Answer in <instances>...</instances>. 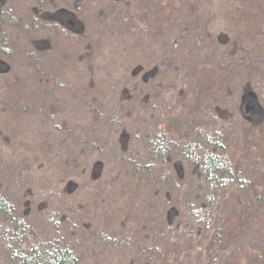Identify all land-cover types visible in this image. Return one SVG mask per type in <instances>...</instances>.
Here are the masks:
<instances>
[{
  "label": "trees",
  "instance_id": "trees-1",
  "mask_svg": "<svg viewBox=\"0 0 264 264\" xmlns=\"http://www.w3.org/2000/svg\"><path fill=\"white\" fill-rule=\"evenodd\" d=\"M33 1L23 19L0 0V99L7 91L19 99L0 102V264H175L204 236L214 264H264L248 237L264 230V186L253 181L264 176V47L233 39L213 0L204 16L179 0H96L91 22H82L78 5L95 0H75L73 11ZM192 31L204 38L201 61L216 68L218 87L206 91L212 104L190 99L159 123L154 117L191 85L182 81L189 73L176 65L179 56L167 70L171 60L157 50L173 49ZM99 45L108 63L101 73ZM137 47L139 64L130 66ZM141 50L154 55L142 59ZM50 59L61 95L46 78ZM80 69L90 75L86 95L68 82L83 76ZM119 85L118 97L106 100V86ZM38 100L45 104L31 105ZM28 103L29 121L15 129ZM229 137L243 139L239 150ZM225 204L235 206V221L217 216Z\"/></svg>",
  "mask_w": 264,
  "mask_h": 264
},
{
  "label": "rangeland",
  "instance_id": "rangeland-1",
  "mask_svg": "<svg viewBox=\"0 0 264 264\" xmlns=\"http://www.w3.org/2000/svg\"><path fill=\"white\" fill-rule=\"evenodd\" d=\"M75 0H47L45 2H39L41 3V8H42V3L44 4L43 8L44 9H49L51 8L49 11L53 10L55 7H59L61 9H67L70 11L74 10V7L76 4H74ZM87 1V0H86ZM127 0H120V2H126ZM133 2H139L138 0ZM203 2L200 3L199 0H179V4H182L181 7L185 8V9H194V6L196 8L200 9V13L203 14H208L210 13V7L211 5H209V3L206 0H202ZM12 3L13 7L16 11V17L17 18H25V17H29L30 14L32 15V13H34V1L33 0H9V4ZM211 3L212 4V8L215 10V15L217 16V19L219 21V24L221 25L222 28H226L228 31H231V29L233 28L234 30V34H232V38L233 39H239L241 37L244 38V40H246L245 42H248V40H252L255 44L260 45L261 47L263 46V38H264V0H213ZM222 3H224L225 5L219 6L220 4L222 5ZM97 4V1L95 0L93 3H91L89 6L87 4H84L83 2H81L78 5V9H82L84 8V13L81 10H78L79 14L82 16L80 19L83 21H90L92 18L90 17V10L93 9ZM120 4H124V3H120ZM86 11V12H85ZM77 15V14H76ZM182 15V14H181ZM77 17L79 18V16L77 15ZM179 18V17H178ZM214 19H211L210 21L212 22V24H214L213 29L217 30L218 26V22L215 20V17L213 16ZM189 25H192V27L195 26V22H197V17H189ZM91 22V21H90ZM25 26H29V22H25L24 23ZM218 31V30H217ZM40 34V33H39ZM203 35L198 34L194 31H192L191 33H188L184 39H182V41L180 42V44L178 46H175L173 49H170L169 51L165 50L162 54V50L158 48V52H161V57L164 56V63L165 61L169 62V64H167L166 69L169 70V65L174 64L175 63V56H179L180 61L176 62V65L181 66L182 69H185V71H187V73H189V75L183 77V82L185 83L187 80L188 81V85L190 84L191 86L186 88V93H184V95H178L177 98H175V96L173 95L172 97V101L170 106L168 107L170 110V112H166V114H164V116H162L161 118H159V116H155L154 120L158 121L159 123L162 122V118L164 117L166 119L165 116H173L175 114L179 115V112L177 111L178 107H182L183 104L189 103L188 100L190 99H197V100H203V102H205L207 105H211L212 101L207 99L206 97L208 96V93H206V91H208L211 86L213 87V85H215L216 87H218V81H217V77H216V68L213 65H209L207 63H204L201 61L200 59V54L202 52V43H203ZM22 44V46H25L23 48H32L33 45L31 44L30 46H28L30 43L29 42H24V43H19ZM137 46L139 47L138 41L136 42ZM28 46V47H26ZM135 49V54H137V57L135 58L134 62L130 63V66H132L133 64H139V48ZM257 50V49H256ZM142 53H140V57L142 59L145 58V56H150L152 58V56L154 55V53H148L145 54V50H141ZM96 52L99 55L100 59H103L102 62V67H96L97 69H100V73L102 69H106L105 67H107L106 65L108 63H104V59L106 58V47L105 46H97L96 47ZM157 52V53H158ZM261 56H264V50L262 51V48L259 51ZM157 55V54H156ZM23 62H25L23 59H21ZM29 60V59H28ZM52 64H56L54 63V61L51 59L48 62V66L51 67V69L46 68L44 66V71L46 73V78H52L51 79V84L53 85V89L51 93H58V95H61L63 92H65L64 90L61 91V88L59 86H57V80H55L54 77H56L55 75L57 73L56 70H58V65H52ZM28 67V66H27ZM25 67V68H27ZM58 67V68H57ZM133 68H137V67H133ZM48 69V70H47ZM191 69V72L190 70ZM193 69V70H192ZM23 70V69H21ZM81 72L80 74L83 75L81 77L75 78L74 75H72V79L68 82L71 83V85H74L76 87H80L81 89L84 90L83 95H86V89L88 88V84H89V77L90 75L86 74V72H84L83 69H80ZM111 70V69H109ZM143 70V68H142ZM55 71V72H54ZM97 78V76H96ZM60 79V78H59ZM98 79V78H97ZM194 83H193V80ZM110 81V80H109ZM58 82H60V84H63V80L61 79V81L59 80ZM193 83V85H192ZM4 86V84L2 83L0 85V88ZM48 86V85H47ZM220 86V85H219ZM6 88V87H4ZM108 86H106V94H104V97L106 98V100H109L110 98L113 97H118V91L119 89H121V86L119 85V87L116 88V90H110L108 89ZM5 90V89H4ZM172 93V92H170ZM213 94V93H211ZM210 95V94H209ZM73 96V95H72ZM138 96V94H137ZM168 96H171L170 94H168ZM45 96H43L42 98H44ZM62 100L67 99V96H65L63 94ZM75 102L79 101V98H77L76 96H73ZM26 98V97H25ZM175 98V99H174ZM204 98V99H203ZM3 101H2V100ZM1 99L0 102L2 101L3 106H10L11 104H14L13 101H18L19 99H17V96L14 95L11 91H7L5 94L1 93ZM45 99V98H44ZM125 99V104H133L134 101H129V99ZM216 98H213V100ZM44 100L40 101H32L31 105L33 106V104L36 105H42V102ZM216 102V101H215ZM24 103H27L24 102ZM30 103H28L27 105H25L24 107H28V110H23L21 111V114L19 115V117L16 119V127L15 129H21V127L29 121V114H31V105H29ZM45 104V101H44ZM118 111V110H116ZM126 109H123L121 111H119L120 116H124L125 113L127 114ZM180 111V110H179ZM11 113V112H9ZM75 112H72V115ZM248 115H250L251 113H247ZM127 118L131 115V113L129 112L127 114ZM199 115V114H197ZM75 117L81 116V117H90V115L88 113H81L78 112L76 115H74ZM139 119V118H138ZM137 119V120H138ZM159 119V120H158ZM168 123H171V119L167 117V121ZM127 123H129L127 130L132 131L133 130V126L131 125L130 121L127 120ZM158 123V124H159ZM133 124V123H132ZM163 126V125H162ZM6 136H9L7 133H5ZM232 136V135H231ZM229 139H233L230 138ZM243 139H241V141L236 140V138H234L233 140H231V144L230 148L232 150H239L241 145H242V141ZM245 144V143H244ZM72 145V143H71ZM245 146V145H244ZM264 152L261 153V155ZM103 155L105 157V159H107V161H110L112 159V154L110 153V149L109 148H105ZM105 171L109 172L110 168L107 166L106 168H104ZM264 171V170H263ZM43 176L42 172L39 173L38 177ZM255 177H258V174L255 175ZM260 177V176H259ZM47 179L50 180V177L47 178H40L41 182L38 184L39 186L44 187L45 185H47L48 183L45 182ZM254 182H257L256 184L260 186H264V176L257 180L253 178ZM262 184V185H261ZM263 188V187H262ZM226 205V204H225ZM235 206H231L230 209H228L227 205L226 207L223 208H219L217 213H218V217H223L224 219H228L229 221H235L236 220V214H235ZM259 228L256 227V229L253 230V232H250V235H248L249 237V246L251 247V249L255 248L256 251L257 249L260 251H264V238L263 239H259V240H255L254 238V234L260 235L261 233H263L261 235V237H264V230L260 231L261 233H259ZM211 238L209 236H204V237H198L195 239V241L189 243L187 245V249H188V253L186 254V256H181L183 258H181L178 262H175V264H214L212 260H210L209 258L211 257V252H212V244L210 242ZM219 256V253H218ZM235 257V256H234ZM219 259H221V257H218ZM237 258V257H235ZM229 264H233L232 260L227 262Z\"/></svg>",
  "mask_w": 264,
  "mask_h": 264
}]
</instances>
